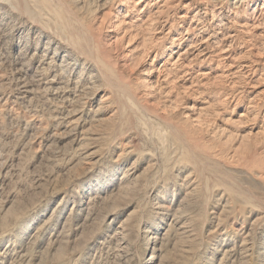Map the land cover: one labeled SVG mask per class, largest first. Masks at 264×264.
Wrapping results in <instances>:
<instances>
[{
    "label": "rangeland",
    "instance_id": "obj_1",
    "mask_svg": "<svg viewBox=\"0 0 264 264\" xmlns=\"http://www.w3.org/2000/svg\"><path fill=\"white\" fill-rule=\"evenodd\" d=\"M0 264H264V0H0Z\"/></svg>",
    "mask_w": 264,
    "mask_h": 264
},
{
    "label": "bare ground",
    "instance_id": "obj_2",
    "mask_svg": "<svg viewBox=\"0 0 264 264\" xmlns=\"http://www.w3.org/2000/svg\"><path fill=\"white\" fill-rule=\"evenodd\" d=\"M136 3H137V1H136ZM143 11V10H142ZM127 24V23H126ZM197 28V27H196ZM224 54V53H223ZM209 55V54H208Z\"/></svg>",
    "mask_w": 264,
    "mask_h": 264
}]
</instances>
